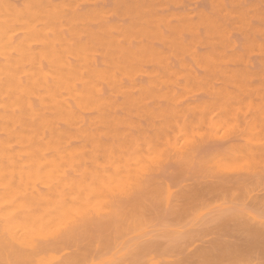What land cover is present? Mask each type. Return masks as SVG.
<instances>
[{
  "label": "rangeland",
  "instance_id": "obj_1",
  "mask_svg": "<svg viewBox=\"0 0 264 264\" xmlns=\"http://www.w3.org/2000/svg\"><path fill=\"white\" fill-rule=\"evenodd\" d=\"M31 1L0 0V38L4 40L0 41L2 84L8 82L10 71L21 67V42L27 36L25 28H22L23 16ZM38 1L42 4L51 1L58 6L64 19H73V28L80 37L79 43L73 41L70 29L65 27L66 21L62 22V34L73 43V47L83 44L89 61L100 72L96 78L97 87L94 88L95 97L99 98L89 99L88 104L82 107L76 103L73 105V147L77 148L73 154L81 159L80 165L83 166L71 169V176L82 179L83 174L90 171L88 165L93 162L103 166L104 161L96 159L101 155L98 151L101 148L106 149L110 156L125 151L131 153L133 145L139 148L146 140L149 146L160 145L157 149L168 165L162 182L185 184L183 152L188 147L185 140L191 139L189 129L207 121L213 135H223L222 125L228 116L246 117L253 136L244 138L250 141L244 147L259 154V128L264 121L262 0ZM183 5L188 7L181 9L179 6ZM192 5L199 7L193 9ZM5 18L11 19L4 23ZM36 24L32 26L37 31L33 49L45 50L44 38L48 35L55 41V32L47 30L43 23ZM56 43L59 46L57 40ZM254 60L258 63L255 64ZM257 64H260L259 67ZM43 65H48L47 60L43 61ZM217 120L219 124L215 123ZM79 128L86 130L85 135L78 134ZM95 142L98 146L94 145ZM47 152L43 150L42 153ZM85 152L91 154L85 155ZM136 156L140 160L141 156ZM136 156H126L125 160L133 161ZM251 180L256 188L254 193H250V198L258 206L261 203V177L256 174ZM86 183L75 184L74 196ZM46 187L39 186L42 190ZM92 189V193L100 191ZM193 191H196V198L190 200L189 206L159 216L156 238L149 245L152 254L183 250L187 255V258L186 255L183 258L189 260L212 259V255L214 259L223 255L226 241L216 237L215 231H210L206 226L214 224L218 214L225 211L223 202L234 191L233 182L199 187ZM92 193L86 192L85 197H91ZM200 204L204 206L199 207V212L206 216L203 224L196 226L187 223L191 206L198 207ZM225 221L224 225H228L225 228L223 225V232L238 238L233 243L234 247L237 246L238 250L250 248L261 255L258 232V236L255 234L257 237L246 240V236L240 232L244 227L242 220ZM206 232L214 238L206 239ZM120 243L134 245V232L128 231ZM193 249H196L195 252ZM207 250L214 253L211 255ZM254 253L251 254L259 260Z\"/></svg>",
  "mask_w": 264,
  "mask_h": 264
},
{
  "label": "snow or ice",
  "instance_id": "obj_2",
  "mask_svg": "<svg viewBox=\"0 0 264 264\" xmlns=\"http://www.w3.org/2000/svg\"><path fill=\"white\" fill-rule=\"evenodd\" d=\"M198 7L192 5L193 9ZM261 16L264 17V0ZM10 19L5 18L4 23ZM261 27L264 28V19ZM261 40L264 41V33ZM45 67L52 70L51 65ZM0 108L4 105L0 104ZM19 130V126L6 128L5 141L10 132ZM222 131L223 135H213L207 121L189 129L191 139L185 140L188 147L183 152L185 184L162 182L168 165L163 154L156 152L160 145L149 146L145 140L139 148L133 145L131 153L110 156L106 149H99L101 155L96 159L103 160V166L90 163V171L83 177L86 186L79 194L74 196L65 190L51 206L49 202L34 199V191L24 190V176L36 169L39 160L47 156L58 158L63 149H49L46 156L40 153L18 156L19 141L6 143L0 149V246L24 253L10 264H264V121L259 128L258 155L244 147L250 143L244 138L253 136L246 117L228 116ZM129 155H140L141 159L125 160ZM51 166L45 163L39 170L43 172ZM256 174L261 177L258 206L250 198L256 188L251 178ZM229 181L233 182L234 191L223 202L225 211L218 214L214 224L206 226L226 241L222 257L189 260L183 258L186 255L183 250L150 252L149 245L156 238L161 214L189 206L190 200L196 198L193 189ZM92 188L99 189V193L86 198L85 193ZM203 206H191L187 223L203 224L206 216L199 212ZM226 219L242 220L245 226L240 232L244 236L252 237L258 230L262 244L259 260L249 251L233 246L236 236L220 230ZM128 231L134 232L136 243L132 246L120 243ZM204 235L208 240L214 238L207 232Z\"/></svg>",
  "mask_w": 264,
  "mask_h": 264
},
{
  "label": "bare ground",
  "instance_id": "obj_3",
  "mask_svg": "<svg viewBox=\"0 0 264 264\" xmlns=\"http://www.w3.org/2000/svg\"><path fill=\"white\" fill-rule=\"evenodd\" d=\"M64 17V15L59 13L58 6L54 5L51 1L42 4L38 0H32L27 5L23 16L24 27H22L25 28L27 36L21 42V67L10 71L8 82L3 84L0 83V104L4 105V108H0V149H3L6 143L15 144L17 141H19L20 144L16 153L18 156L23 154L35 156L36 153L46 156L47 153H42L43 150L63 149L59 151L58 158L56 156H47L46 159L39 160L36 169L32 170L30 173H26L24 176V190L34 191L36 195H34L33 198L49 202V206L54 205L56 197L62 195L65 190L71 191L72 195H74L75 184L86 182L83 178L76 179L70 174L71 169L81 164V159L73 154L75 149H77L73 147V126L75 124V109L73 105L76 103L78 107L85 106L88 104L89 99L95 97L94 88L97 87L96 78L100 75L99 70L89 61L86 47L83 44L73 47V43L62 34V22L66 21L65 27L70 29L73 41L79 43L78 40L80 37H78V31L73 28L72 25L73 19H68V17L64 19ZM113 17H115V15ZM36 22L37 24L43 23L47 30L55 32V38L59 42V46L56 40H52L47 35L44 38L47 46L46 49L36 51L33 49V41L37 40V31L35 27L32 26H35ZM7 32L8 31H6V33ZM6 35L9 36V33L5 34V36ZM7 36L6 38H8ZM2 39L0 38V41ZM3 41L4 40H2V42ZM197 47L200 49L199 46ZM253 58H255L254 55ZM44 60H47L48 65L52 66L51 71L43 65ZM97 65H99V63ZM259 65L257 64L258 67ZM104 88L106 89L107 86ZM95 98L97 99L99 97L97 96ZM215 123H218V120ZM17 126H19L20 130L18 132H10L9 139L5 141V129H15ZM77 131L78 134L82 136L86 133V130L82 128H79ZM94 145L98 146V143L95 142ZM176 146L179 145L176 144ZM158 150L159 149H157V152H159ZM138 157L139 156H136V159L133 161H138ZM25 163H30V161H26ZM45 163H50L52 166L41 172L39 169ZM85 175L86 174H83V177ZM54 183H58V186L53 187L52 185ZM29 185H31V189ZM43 185L47 186V191L39 188V186ZM78 191L79 190H77V193ZM89 191L92 193L91 190ZM92 194H95V191H93ZM164 218L165 217H163V219ZM227 225H224V228ZM243 228L244 227H242V229ZM257 232L258 230H256V233ZM257 234L259 235V233ZM247 238L248 236H246V240ZM208 242L210 241H207V243ZM221 243L223 242L221 241ZM233 243L235 242L233 241ZM243 244L244 243H242V245ZM237 245L241 246L239 243ZM203 246L204 244L202 247ZM219 248L221 249L222 247L220 246ZM236 248L238 249L237 246ZM195 250L193 249V252H195ZM246 250L251 252L253 249L246 248ZM212 252L214 253V251ZM212 252L210 251L211 255ZM254 252L255 250L251 253ZM23 255L24 253L19 252L17 249H5L3 246H0V264H4V262H9L10 264L11 261L20 259ZM255 255L259 256L257 253ZM260 256L256 258L259 259L261 258ZM214 257H216L215 254Z\"/></svg>",
  "mask_w": 264,
  "mask_h": 264
}]
</instances>
